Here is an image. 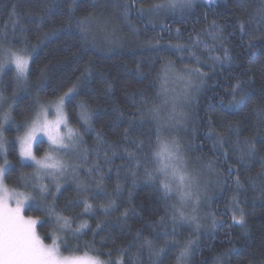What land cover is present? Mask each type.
I'll return each instance as SVG.
<instances>
[{"label":"trees","instance_id":"trees-1","mask_svg":"<svg viewBox=\"0 0 264 264\" xmlns=\"http://www.w3.org/2000/svg\"><path fill=\"white\" fill-rule=\"evenodd\" d=\"M129 2L130 0H0V31H7L11 40L13 22H18L28 29L27 35L31 43L38 45L31 53V71L28 79L30 87L25 92L18 91L13 99L14 118L23 122L25 116L21 113L25 110L31 115L37 95L41 99H52L73 83H78L79 95L75 101L67 104L66 108L70 123L80 128L83 133L85 146L95 148L96 132L100 131L107 141L120 142L119 149L131 147L122 142L121 134L124 128L128 127L130 114L135 111L134 104L141 102V94L153 103L162 104L167 63L173 62L167 70L168 73L178 71L186 65L200 67L209 76L201 90L194 92V102L184 108L189 117L183 123L185 128H179L176 135L185 145L194 172L196 171L204 183H200L202 189L207 188L205 194L209 199V206L207 204L206 213L200 208L205 217V227L197 233L195 225L185 223L177 228L175 240L181 247L188 239L199 241L198 247L187 261L188 264H264V196L259 191H253L248 179L254 178L257 186L264 181V177L257 178V173L264 167V123L261 122L264 118L261 116L264 112V23L256 11L261 6L260 0H216V4L212 6L195 0L194 8L186 13L180 10L177 13L170 10L150 12V6L160 0H136L130 19L137 30H133L124 19V5ZM239 4H244L245 7L240 8ZM141 6L145 8L142 18L136 14V8ZM13 9L15 15H12ZM70 16L71 28L65 27L56 37L43 38L44 32L66 26ZM41 17L44 18L43 26L38 28ZM92 17H105L112 26L113 36L119 42H114L116 38L112 37L111 43L104 39L103 43L97 31L90 35L87 20ZM84 18H87L84 25L89 34L87 42L81 39V30L75 23L76 20ZM213 20L225 27L224 35L228 39L223 43L233 57L230 65H221L209 60L208 52L202 46L191 49L196 51L201 64H197L188 51L179 52L174 47L160 51L154 47L158 41L161 48L176 44L191 48L192 42L189 38L194 37L196 33L208 44L216 43L208 35V31H212L210 25ZM238 21L245 23L243 33ZM176 29H180L179 35ZM202 29L207 31H201ZM15 36L18 40L19 27L16 28ZM215 54L223 55V47L219 44ZM205 61L209 64L215 63L214 68L205 67ZM41 69H45L43 78L40 75ZM14 75L12 69L4 75L3 90L8 96L14 95V88L19 87ZM193 79L195 83H199L197 78ZM238 79L244 89V100L237 107L229 108L231 89ZM37 84L43 88L42 91ZM79 102H85L93 112L92 125L96 131L84 132V126L79 121ZM121 112L124 115H121ZM136 119H140L139 115ZM229 124L234 129H239V137L235 130L228 131ZM21 130L23 127L16 132L14 129L7 130L11 138L7 159L14 166V171L10 172L7 178L10 186H17L14 180L21 172L33 171L31 166L21 167L19 163V146L14 139ZM150 133L154 140V125L145 122L135 128L130 137L147 140ZM217 134L224 136L223 148L213 146L217 142ZM246 138L255 143L257 149L255 156L247 160L248 168L237 163ZM238 139L241 141L239 144ZM47 146L46 142L37 146L38 155L42 154ZM223 151L228 153V163L240 168L239 175L245 184L238 197L245 214L246 224L243 227L232 220L235 209L230 206V201L236 193L232 179L237 173H232L225 182L227 169L224 157L220 155ZM95 159L93 153L89 162ZM212 159H216V163L214 170L209 171L207 162ZM123 163L125 161L116 158L110 173L108 166H105L103 191H98L95 185H91L89 191L84 194L89 197L93 209L79 216L73 223V228L85 220L90 228L78 237L65 233L63 241H67L68 250H75L78 246L77 255L87 252L101 260H108L106 253L111 251L113 260L123 256L125 264H150L149 252L147 248L140 250L141 241L136 239V234L139 231L142 236L154 240L158 246H164V238L156 236L164 226L150 224L165 215L167 205L178 206V203L175 196L166 203L155 187L143 177L137 178L135 186L131 177L125 180V171H121L118 177L115 166ZM79 179H87L84 171L80 172ZM117 183L122 186L119 194L116 193ZM210 184L213 186L210 187ZM78 195L75 182L64 183V191L58 194L56 201L57 209L64 208L69 200H74ZM109 199H115L118 209L110 215H105L99 206L107 204ZM125 209H128L127 218L119 219ZM25 212L27 216L44 215L32 209ZM82 212L83 204H80L64 214L71 216ZM211 214L222 220L223 225L211 229ZM98 222H103L102 230L96 229ZM171 227L169 222L168 230ZM38 230L45 242H52L55 229L51 223L44 226L38 224ZM121 250H126L127 254ZM178 253L179 247L167 249L162 264H177ZM65 254H68L67 250Z\"/></svg>","mask_w":264,"mask_h":264},{"label":"snow or ice","instance_id":"snow-or-ice-1","mask_svg":"<svg viewBox=\"0 0 264 264\" xmlns=\"http://www.w3.org/2000/svg\"><path fill=\"white\" fill-rule=\"evenodd\" d=\"M204 2L209 6L216 4V0H204ZM194 3L195 0H160L159 3L152 4L149 11L170 10L175 12L179 9L182 13H186L194 8ZM135 5L136 0H130L129 3L124 5V19L127 20L128 25L133 30L137 29H135L130 15L131 9ZM260 5L256 11L261 16L262 23H264V0H260ZM238 7L244 8L245 5L239 4ZM136 14L142 18L145 14V8L143 6L136 8ZM12 15H15V9H13ZM86 19L75 21L76 26L81 30V39L85 42H87L89 35L84 28ZM43 20L44 18L41 17V23L37 25L38 28L43 26ZM238 24L243 33L245 23L238 21ZM71 26L72 19L70 16L66 26L44 32L43 38L56 37L59 31L64 30L65 27L71 28ZM12 27L13 37L11 40L7 31H0V74L14 67L15 81L18 84L23 82L27 86L31 71V53L35 51L38 45L31 43L26 27L19 25L18 22H13ZM17 27L20 31L18 40L15 36ZM210 28L212 31H208V35L212 41L216 42L211 45L202 40L199 33H196L194 37L189 38L192 42L191 48L182 44L161 48L158 41L154 47L160 51H167L171 47L179 52L188 51L189 56L194 58L197 64H201L200 57L197 56L196 51L191 49L202 46L203 49L207 50L209 60L221 65L225 63L230 65L233 57L230 50L223 43L228 39L224 35L225 27L218 25L213 20ZM201 31H207V29ZM176 32L179 35L180 29H176ZM37 39L39 42V37ZM218 44L223 47L222 56L215 54ZM251 46L250 41L249 47ZM172 63L169 61L166 65L165 79H167V70L171 68ZM203 63L205 67L214 68L215 66V63L209 64L207 61ZM44 72L45 69L40 70L41 78H43ZM173 75L176 80L184 84V88L173 95L171 99L163 100L162 105L153 103L141 94V102L138 105L134 104L135 111L130 114L127 122L128 127L124 128L121 134L122 142L131 145V147H124L123 149H119L120 142L107 141L100 131L96 132L97 146L95 148L85 146L83 133L78 128L69 126L66 105L75 101L79 95L78 83H73L71 87L60 93L55 100L47 104L41 103L37 95L35 107L31 109L32 114L28 115V110L23 111L21 114L25 116V119L17 125L18 128H24V134L15 138L16 143L19 145V163L21 167L31 166L33 168L31 173L21 172L15 177L14 184L18 187L10 186L7 183L9 173L14 171V166L7 159L9 147L7 138L3 135L5 125L15 122V118L10 111L0 114V156L3 157V163H0V264H125L123 256L115 260L111 259V251L106 253L109 257L108 260H101L98 256H90L87 252L83 255H77L79 247L77 246L75 250H68L67 241L61 239V234L71 233L73 237H78L84 230L90 228L86 220L80 222L75 228H73V223L79 216L92 211L93 204L89 201V197L84 194L89 191L91 185H95L98 191H103V184L106 179L105 166H108V172L110 173L116 158L125 161V163L115 166L118 177L121 171H125V180L131 177L133 186H135L137 178L143 177L155 187V190L161 194V199L166 203L175 196L180 205L179 207L177 204L167 205L165 215L150 224V226H164L162 231L156 233V236L164 238V246H158L154 240L142 236V233L138 231L136 239L141 241L140 250L143 251L147 248L150 264H162V258L167 249L179 247V253L176 256L177 264H187V261L198 247L199 241L188 239L181 247L179 242L175 240V236L178 234L177 228L187 223L195 225V231L199 233L205 227L199 216L189 215L183 208L192 204L194 205L193 211L198 209L201 201L208 199L205 194L207 188L202 189L199 175L189 169L185 145L178 137L165 136L163 132L182 126L184 121L188 119L189 114L184 108L194 102L193 93L201 90V86L209 74L203 72L200 67H188L186 65L174 72ZM193 77L199 80L198 84L194 82ZM37 87L40 88V85L37 84ZM108 87L110 89L111 86ZM40 90L42 91L43 88H40ZM243 91V86L238 79L231 89L232 98L228 101L229 108H235L242 103L244 100ZM165 93L167 94V90H165ZM6 102L7 98L0 92V103ZM149 104H151L150 107ZM169 106L170 112L167 120L161 123L162 107ZM77 107L80 109L79 121L84 126V132L96 131L92 125L93 112L89 110L88 105L85 102H79ZM51 113H54V117L50 119ZM121 115H124V113L121 112ZM137 115L140 117L139 120L136 119ZM261 116L264 117V112L261 113ZM145 122L154 125L155 139H152L151 133L147 140L140 137L131 138L130 133ZM261 122L264 123V118L261 119ZM234 130L237 137H239V129H234L229 124L228 131L232 132ZM217 135V142L213 146L223 148L224 136L222 134ZM44 138H46L48 147L44 150L43 155L37 156L34 145L43 144L45 142ZM237 143L239 144L241 141L238 139ZM243 145L237 163L244 168H248L247 160L255 156L257 149L255 143L247 138L243 141ZM188 147L190 148L191 145H188ZM101 148H103V153H101ZM12 150H15L14 146ZM93 153L96 159L90 163V157ZM220 155L224 157L227 169L225 182L232 176V173H237L235 178L232 179L236 193L231 198L230 206L235 209L232 220L243 227L246 220L238 197L239 192L244 190L245 184L239 175L240 168L228 163L227 151L221 152ZM215 163L216 159L207 162L209 171L214 170ZM262 164H264V158H262ZM81 171H84L87 177L86 180L79 179ZM69 177L76 183V191L79 195L74 200H69L64 208L58 210L56 206L58 194H62L64 191V183L68 181ZM259 177H264V167L257 173V178ZM45 179L48 180V183L44 182ZM248 179L253 191H259L264 196V181L257 186L254 178L249 177ZM121 188V184L117 183V194L121 192ZM80 204H83L82 213L71 216L64 214V212ZM99 207L105 215H110L111 212L118 209L115 199H109L107 204H101ZM27 209L42 212L44 215L26 216L24 213ZM127 216L128 209H125L119 219H126ZM169 222L172 225L170 230L167 228ZM47 223H51L55 229L52 233L51 244H46L36 230L38 224L44 226ZM102 223L98 222L96 229L102 230ZM223 223L222 220H218L214 214H211L209 220L211 229L222 226ZM65 250L68 251L67 255ZM121 251L125 255L127 254L126 250Z\"/></svg>","mask_w":264,"mask_h":264},{"label":"rangeland","instance_id":"rangeland-1","mask_svg":"<svg viewBox=\"0 0 264 264\" xmlns=\"http://www.w3.org/2000/svg\"><path fill=\"white\" fill-rule=\"evenodd\" d=\"M197 1H204V0H197ZM176 13L177 12H180L179 11V9L178 10H176L175 11ZM87 23H88V32H89V34L91 35V33H95L96 31H97V33L99 34V36H100V38H102V41H103V39L105 40V41H107L108 43H111V41H112V37H115V36H113V32H112V26L110 25V23L108 22V20L105 18V17H103V18H100V19H97V18H89L88 20H87ZM110 35H111V38H110ZM116 38V37H115ZM105 41H103V43H105ZM114 42H116V43H118L119 42V40L116 38L115 39V41ZM32 55V54H31ZM30 63H31V60H30ZM10 69H12V71L14 72V74H15V69H14V67H12V68H10ZM9 70V69H8ZM8 70H6V72L8 71ZM5 72V73H6ZM174 72H176V70L175 71H170V73H168V76H167V79L165 80V90H167V94L165 93V91H163V96H164V98L162 99V100H165V99H171V97L173 96V95H175L176 93H178V92H180L183 88H184V84L181 82V81H178V80H176L175 78H174V75H173V73ZM5 73H3V74H0V92H2L3 93V95L7 98V102L6 103H0V114H2V113H4L5 111H10L11 112V115L14 117V115H13V99H14V97L16 96V94H17V92L18 91H23V92H25V90H27V89H29V87H30V84H29V80H28V82H27V86H25V84L23 83V82H20L19 83V87L17 86V87H15L14 88V95H12V96H8V95H6L5 93H4V90H3V84H4V82H3V80H4V75H5ZM194 78V77H193ZM193 95H194V93H193ZM37 98V97H36ZM56 98V97H55ZM55 98H52V99H48V100H46V99H41L40 98V101H41V103H44V104H47V103H49V102H51V101H53V100H55ZM35 101H36V99H35ZM163 102V101H162ZM162 105V104H161ZM66 111H67V108H66ZM170 112V106L169 107H162V112H161V117H162V120H161V123H164V121H166L167 120V116H168V113ZM68 113V112H67ZM54 117V113H51L50 114V116H49V118L51 119V118H53ZM20 123H22V122H19L18 120L16 121V119H15V122H11V123H8V124H6L5 125V130L3 131V135L7 138V141H8V146H9V143H10V141H11V138H10V136L8 135V133H7V130H9V129H14L15 130V132L19 129L18 127H17V125L18 124H20ZM69 126H71V127H73V128H78V127H76V126H74V125H72L71 123H70V121H69ZM181 129V128H185L183 125L182 126H179V127H177V128H175V129H168V130H165L164 132H163V135H165V136H175V137H178L177 135H176V132L178 131V129ZM79 129V131H80V128H78ZM81 132V131H80ZM20 133V134H19ZM19 133L17 134V135H15V138L17 137V136H22L23 134H24V128H23V130H21V131H19ZM180 139V138H179ZM44 140H45V142L47 143V141H46V138H44ZM14 141H15V139H14ZM182 142V141H181ZM18 144V143H17ZM182 144H184L183 142H182ZM19 146V145H18ZM48 147V146H47ZM47 149V148H46ZM45 149V150H46ZM34 150H36V154H37V156H40V155H43V153L42 154H40V155H38V153H37V146L36 145H34ZM44 152V151H43ZM185 154H186V158L188 159V161H189V156L187 155V153H186V149H185ZM0 163H3V157L2 156H0ZM189 169L191 170V171H193L194 172V167L192 166V165H190V162H189ZM196 172V171H195ZM199 179H200V177H199ZM45 183H48V180L47 179H45V181H44ZM68 182H73V180L71 179V177H69V179H68V181L66 182V183H68ZM200 183H202V184H204L203 182H201V179H200ZM211 186H213V184H210V187ZM176 201H177V203H178V200L176 199ZM209 203V199H207V200H202L201 201V204H200V206H199V208L198 209H196L195 211H193V208H194V205H192V204H189V205H187V206H185L184 208H183V210L187 213V214H189V215H197V216H199L200 218H201V223L203 224L204 223V220H205V217H204V215L200 212L201 210H200V208L202 209L203 208V210H204V213H206V206H207V204ZM178 206H180L179 204H178ZM208 206H209V204H208ZM26 216H27V214H26V212L24 213ZM37 232L39 233V235L41 236V238H43L42 237V235L40 234V232H39V230H38V225H37ZM63 234H61V239H62V241H63ZM45 242V241H44ZM46 244H51V243H47V242H45ZM80 255H83V254H80ZM90 256H93V255H90ZM188 264V263H187Z\"/></svg>","mask_w":264,"mask_h":264}]
</instances>
